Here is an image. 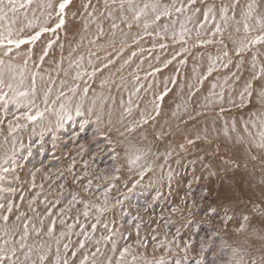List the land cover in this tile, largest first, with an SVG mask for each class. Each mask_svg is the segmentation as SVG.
Masks as SVG:
<instances>
[{
    "label": "rangeland",
    "instance_id": "obj_1",
    "mask_svg": "<svg viewBox=\"0 0 264 264\" xmlns=\"http://www.w3.org/2000/svg\"><path fill=\"white\" fill-rule=\"evenodd\" d=\"M60 2L51 0V17L40 16L37 11L41 25L47 20V27H55L59 19L55 13ZM162 2L172 3L173 0ZM177 2L187 4V0ZM221 2L206 0L217 8ZM232 2L223 0L225 4ZM250 2L252 0H240L235 10L237 20L241 19V9ZM255 2L259 5L258 12L264 13V0ZM85 3L87 0H71L65 9L62 28L44 32L34 45H22L12 53L11 59L17 65L23 66L27 60L21 90L29 89L32 74L37 75L35 95L20 97L19 103H10L6 110L0 105V168H15L3 173L7 179L0 183L17 189L14 199L19 210L33 218L37 227L42 220L46 231L50 221L55 220L54 236L61 240L62 255L63 244L69 245V264H79L82 254L90 255L97 246L113 260L125 246H131L132 253L137 256L135 264H144L141 255L151 261L161 254L174 264L176 259L185 255L181 250L185 241L192 242L187 254L191 262L200 256L201 240L209 242L208 250L203 253L205 264H212L213 255L217 261H229L233 258V249H239L237 258H243L242 264H259L264 256V241L259 239L264 235V151L257 152L261 149L249 143L244 131L238 129L240 123L232 121V118L250 105L255 91L250 100L243 102L241 93L251 80L253 71H258L264 64V46H255L237 56L236 45L228 34L231 32L232 38L237 39L243 37L244 32L241 27V31L236 33L234 25L230 24L224 32V43L229 53L225 57L224 46L219 43L221 37L211 36L214 30L212 21L209 20L204 29L199 28V24L204 22L202 0H197L192 8L180 15L179 20L174 14L170 19L164 18L159 22L163 25L175 21L177 32L181 23L190 29L188 43L183 45L187 51H182L181 43L174 42L170 34L166 40L145 35L136 43L137 33L142 30L135 26L129 30L121 24L123 32L117 29L113 36L111 21L99 17L97 12L94 16L99 19L92 22L91 8L85 12ZM92 4L103 10L102 0L100 3L92 0ZM196 7L201 8V13L193 12ZM186 16L192 19L188 21ZM97 23L103 25L105 33L99 40H96ZM216 23L222 24L219 13ZM36 31H39V26L25 29L24 35ZM197 32H200V40L212 39L214 42L201 46L196 43ZM92 40L96 43H90ZM161 43L167 46L161 48ZM258 51L261 54L254 70L252 55ZM90 53L94 55L90 56ZM80 56L85 59L82 68H77L74 62ZM70 59L72 67H69ZM108 60L112 62L104 67ZM93 67L102 70H98L94 77L75 79L77 71L91 73ZM102 81H107L103 87ZM256 83L253 82L254 86ZM14 84L19 85V78ZM74 85H79L75 94L69 90ZM84 87L89 89L87 96L83 94ZM137 87L140 88L138 93L135 91ZM49 89L48 110L43 119L35 122L16 120L29 109L33 114L43 110L44 97ZM61 91L67 95L57 100ZM173 92L181 98V104L173 105L171 114H164L161 110L163 102ZM129 98L133 111L131 116L124 118V125L139 120L141 113L155 116L134 132H127L118 123L123 112L121 101L126 105ZM61 103L68 110L65 116L70 114L71 119L60 121ZM157 105L159 115H156ZM77 106L81 107L83 115H76ZM257 106L255 110L258 112L260 108ZM189 110L193 112L192 117L187 116L190 119L204 120L210 115L229 120L230 123H222L221 129L224 134L227 130V135L220 136L214 124L208 127L195 124L188 126L187 130L188 121L184 116ZM109 113L113 121L111 126ZM98 115L101 117L99 122L96 120ZM250 117H241L244 118L242 124L252 120ZM10 122L16 128L13 132L9 131ZM117 128L125 131V135L121 136ZM239 136L244 140L241 141ZM190 139L194 143L189 144ZM136 156L140 159L135 164L131 163ZM74 176L82 179L76 180ZM89 179L92 186L85 192L84 186ZM108 188L111 190L107 193L106 211L99 214L93 208L85 217L84 203L104 205L102 193ZM0 195L7 200L11 194ZM73 196L81 202H72ZM30 199H35L32 206L38 214L35 217L29 208ZM213 208L215 213L209 211ZM49 211L50 216L46 215ZM226 215L232 217L227 225L224 223ZM244 216L248 217L246 222ZM241 223L246 224L245 230L237 232L236 228ZM93 224L96 225L95 232L92 231ZM61 231L66 233L64 237H60ZM110 232L112 240L107 241L104 237ZM85 235L87 240H84ZM41 238L48 239L43 234ZM165 238L173 251L165 253L161 249L153 253V245ZM34 239L37 238L33 236L30 241ZM174 239L180 240L179 248L172 243ZM81 241L85 244L83 249H79ZM50 243L54 251L55 242ZM142 243H147V248ZM222 243L225 247L223 254L220 253ZM113 246L115 255L111 251ZM73 251L76 252L75 257L71 255ZM127 259L131 264V257Z\"/></svg>",
    "mask_w": 264,
    "mask_h": 264
},
{
    "label": "snow or ice",
    "instance_id": "obj_2",
    "mask_svg": "<svg viewBox=\"0 0 264 264\" xmlns=\"http://www.w3.org/2000/svg\"><path fill=\"white\" fill-rule=\"evenodd\" d=\"M197 0H187V4L183 2H177V0H173L172 3H164L162 0H102V9L99 10L92 4V0H87V3L83 5L84 11L88 12L89 8H91L90 16H93L94 23L97 22L99 17H104L111 21V29L112 35H116V30L119 29L123 32V29L120 28L121 24H124L129 30H131L134 26L142 31L137 33V37L134 42L138 43L139 39H143L145 35L148 36H157L160 37L161 40H166L171 35V39L174 42H179L182 45V51H187L186 45L188 43V38L190 34V29L186 27L184 23L180 24L179 32H177L175 27V21L172 23H166L161 25L159 22L164 18H171L174 14L177 15V20H179L180 15H183L188 9L192 8L195 5ZM71 3V0H61L58 4V11L55 13L59 19L57 20L55 27H47V20L45 23L41 25L39 23V17L37 16V11L39 10L40 16L51 17L52 12L50 11L53 8V4L51 0H0V105L4 106L5 110L10 103H19L20 97H29L31 95H35V80L36 73H33L31 76V85L27 90H21L20 85L24 83V73L27 71V60L24 61V65L20 66L13 63L11 57L12 53L16 49H20L22 45H34L35 42L40 38V36L44 32H55L56 29H60L65 24V9ZM97 3H100V0H97ZM240 0H233L231 4L220 3L219 7L215 4H208L206 0H202L203 4V23L199 24L200 29H204L205 24L212 21L214 30L211 32L212 37H216L219 35L221 37L219 43L224 46L223 55L227 57L229 55L227 49V44L224 43V32L230 26V24L234 25V30L236 33L241 31V27L243 28L244 35L243 37L233 39L232 33L229 32L228 38L232 40V43L236 45L235 54L240 56L242 53L251 51L255 46H264V13H259L258 8L259 5L252 0V2L248 3L244 8L241 9L240 17L241 19L237 20L236 17V8L239 5ZM35 4V8L33 5ZM99 12V17H95L94 14ZM194 13H201V8L196 7L193 9ZM231 12V15H230ZM219 13L220 20L222 24L216 23V16ZM186 20L190 21L192 19L191 16H186ZM119 21V23H117ZM223 25V26H222ZM39 26V31H36L31 35H24L25 29H32ZM87 28V23H85V29ZM151 30V31H150ZM255 33V34H253ZM105 35L103 25L101 23H97V34L96 40H99L100 37ZM207 35V33H205ZM200 32H197V41L196 43L201 46L204 44H211L214 41L212 39L208 40H200L199 39ZM96 40L90 41V43L95 44ZM114 46V41L112 42ZM51 47V44L48 45ZM167 45L164 43L160 44L161 48L166 47ZM99 47V46H98ZM47 53H45L46 55ZM261 53L256 52L252 55V67L255 70L257 68V58ZM17 55L19 53L17 52ZM94 55L90 53V56ZM133 56L136 55L135 52L132 53ZM4 57H8L9 59H4ZM85 57L80 56L75 62V67L82 68V63ZM43 60V56L41 57ZM112 61L108 60L104 67H108V65ZM127 63V61H125ZM89 63H91V59H89ZM73 66V61L70 59L69 67ZM98 70L96 67H93L92 72L88 73L87 71H77L75 74V79L80 80L83 76L94 77ZM158 71V69H157ZM212 71V66L209 67V73ZM68 73L65 72V75ZM19 78V85L14 84V82ZM139 79V77H137ZM258 82L253 84V82ZM107 81L101 82V87L106 84ZM142 87V86H141ZM79 85H74L69 90L75 94ZM7 89V90H5ZM88 87L83 88L84 96L88 94ZM135 91L138 93L140 88L137 87ZM256 92V101L260 105V109L258 112H253L252 116L255 117L254 120L246 121L244 124V133L249 138V143L255 148L264 150V64H261L258 68V71H253L251 80H249L243 92L241 93V101L250 100L253 92ZM51 89L45 94L44 104L45 108L43 110H37L35 114L32 113V110L23 113L20 116L16 117V120H26L28 122H35L37 120H41L44 118L45 112L48 110V95H50ZM11 94V95H10ZM66 93L61 91L56 99L60 100V98L66 97ZM221 100L223 98L221 94ZM163 99V96L160 97ZM69 103L71 101L69 100ZM95 104V101H93ZM121 107L123 108V112L121 113V119L118 121L119 124L123 125L124 129L127 132H134L136 128L141 127L144 124H147L149 119H155V116H146L144 113H141V118L139 120H134L133 122L124 125V118L131 116L133 107L131 98L128 99L127 104L125 105L123 101H121ZM158 105L156 106V115H159ZM223 110V109H222ZM68 110L66 109V105L64 103L60 104V114L59 119L62 121L65 118L71 119V115L65 113ZM92 111V109H89ZM101 112H103V108H101ZM76 115H83L81 111V107H76ZM101 117L98 115L96 117L97 122H99ZM88 121L85 120V123ZM109 125L113 124L111 120V113H109ZM251 125V128L249 127ZM24 125H17L16 127H23ZM9 131L13 132L16 128L13 127V124L10 122ZM84 125H81V129L83 130ZM251 129H255L253 132ZM116 131L120 133L121 136L125 135V131H121L120 128H117ZM233 131H235V124H233ZM225 135H227V130H225ZM197 138H199L197 136ZM241 141L244 140L243 136H239ZM111 143V141H109ZM189 144L194 143L193 140H188ZM183 148V145L180 146ZM115 150L113 149V152ZM31 155V152H29ZM253 159L256 157L253 156ZM140 159L139 156H136L131 160V163L135 164L136 161ZM13 165H15V161L13 160ZM87 167V165H85ZM15 168L4 167L0 168V182L4 181L6 176L3 173H7L9 171H14ZM87 175V173H85ZM74 179L79 180L82 177H75ZM35 176L33 174V187H35ZM92 180L89 179L84 186L85 192H88L91 189ZM114 186V185H113ZM111 189H105L102 193L104 198V205L93 204L91 202L84 203L83 215L87 217L89 215L90 209H95L97 213L103 214L106 211L107 204V193ZM17 189L15 187L4 186L0 183V194L9 193V197L7 200L4 199L3 195H0V264H69L68 253L70 251L69 245L67 243L63 244V252L61 254V240L54 236L55 232V220L50 221V227L45 231L43 227V221L40 222V227H37L35 223H33V218L29 217L25 211H20L19 206L16 204L14 199L15 193ZM20 201H23V196L20 197ZM72 202L80 203L81 201L77 199L76 196H73ZM35 204V199L29 200V208L32 209L34 217L38 214L36 213V209L32 206ZM15 209V212H14ZM209 211L215 213L216 209H209ZM46 215L50 216L51 212H47ZM231 216H225L224 223L227 225L228 221L231 220ZM243 220L246 222L248 220L247 216L243 217ZM97 221L99 222V215H97ZM63 223V221H61ZM71 227V226H70ZM92 231L95 232L96 225L93 224ZM246 224L241 223L239 227L236 228L237 232H243L245 230ZM107 228V225H105ZM83 231V229H81ZM47 237L48 239L41 238ZM60 237H64L66 235L65 232H60ZM177 237L180 236L179 229H177L176 233ZM36 237L37 239L31 240V237ZM88 236L85 235L84 240H87ZM105 240H112V233L110 232ZM152 239L155 241L156 237L153 236ZM261 241H264V235L259 237ZM50 241L55 242V250L53 251V245ZM138 243H141L138 241ZM173 244L176 245L177 248L180 247V240L174 239L172 241ZM144 248H147V243H142ZM85 247L84 241L79 243V249H83ZM209 242L201 240L200 242V256L193 261H189L187 258V254L189 249L192 248L191 241H185L184 246L181 249L184 252L183 258H178L174 261V264H205L203 253L208 250ZM163 249L165 253H169L173 251L171 244H169L165 238L164 241L159 243H155L153 245V253ZM112 254H116V249L113 246L111 249ZM233 258L227 262L217 261L215 259V255H213L212 264H242V257L237 258V254L239 253V249H233ZM220 253H225V247L222 246L220 248ZM72 257H75L76 252L73 251L71 253ZM131 257V264H135L137 260V256L132 253L131 246H125L122 251L119 252V256L117 259L113 260L111 256L106 255L104 251H102L101 247L97 246L94 252H91L90 255L82 254V259L79 261V264H129L127 257ZM141 259L144 264H172V262L165 259V255L161 254L158 258H154L149 261L146 257L141 255ZM259 264H264V256L261 257Z\"/></svg>",
    "mask_w": 264,
    "mask_h": 264
},
{
    "label": "bare ground",
    "instance_id": "obj_3",
    "mask_svg": "<svg viewBox=\"0 0 264 264\" xmlns=\"http://www.w3.org/2000/svg\"><path fill=\"white\" fill-rule=\"evenodd\" d=\"M118 79L120 80L119 77H118ZM118 84H120L119 81H118ZM180 100H181V98H179L176 94H174V92L171 93V95H169L168 98L165 99L164 102H163L162 109H161L162 110V113H164V114H171L172 113V109H173V105L174 106L180 105L181 104ZM196 100L197 99H194V101H196ZM256 105L259 106V107L257 106V109L260 108V105L256 101V92H255L254 93V96L252 97V100L250 102V105L246 109H244L243 111H241L237 116H234L232 118V121L239 122L240 123V124L238 123L239 124L238 125V129L240 131H244V124H242V120H244V118H241V117H243V116H251L252 118L250 117V119L254 120L255 117L252 116V113L253 112H257V110H255V106ZM187 116L188 117H192L193 116V112H191L190 110L187 111V112H185L184 120L186 119L188 121V124H186V126H185L187 128V130L189 129L188 126L195 125V124L196 125L201 124L202 126H206V127L211 126L212 124H214L215 127H216V129H219L218 130L219 131L218 134L220 136L222 134H224L223 131L221 130L222 127H223L222 126V123H224V124L230 123L229 120L225 121V120L219 119L220 117H215V116H210V115L209 116H206L204 120H202V119H200V120L199 119L198 120H194V119L188 118ZM249 127L251 128V125H249ZM251 130L254 131V129H251ZM211 132L214 134V132L212 130H211ZM260 151H264V150H257V152H260Z\"/></svg>",
    "mask_w": 264,
    "mask_h": 264
}]
</instances>
